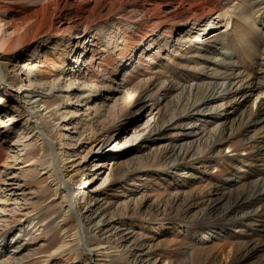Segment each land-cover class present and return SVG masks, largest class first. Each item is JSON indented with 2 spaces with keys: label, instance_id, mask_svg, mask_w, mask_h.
I'll return each mask as SVG.
<instances>
[{
  "label": "rangeland",
  "instance_id": "obj_1",
  "mask_svg": "<svg viewBox=\"0 0 264 264\" xmlns=\"http://www.w3.org/2000/svg\"><path fill=\"white\" fill-rule=\"evenodd\" d=\"M48 1L0 0V240L11 241L0 245V264L263 263L264 194L255 186L264 182V124L251 115L264 93L227 114L224 129L199 114L181 121L211 91L207 84L181 90L180 82L194 77L179 81L161 66L180 34L172 22L156 29L150 20L124 22L105 11L115 0L90 1L67 16L86 17L76 44L49 30L58 4L50 0L48 10L14 29L13 21ZM181 1L197 9L199 24L229 0ZM262 40L253 45L259 54L242 46L244 73L260 68ZM136 93L150 97L132 114ZM27 108L36 110L32 119ZM125 120L132 123L122 130ZM202 128L206 135L198 134ZM92 129L106 132L103 153L119 141L127 146L97 165L87 141ZM54 157L62 174L49 171ZM61 176L87 231L82 246L77 218L65 212Z\"/></svg>",
  "mask_w": 264,
  "mask_h": 264
},
{
  "label": "bare ground",
  "instance_id": "obj_2",
  "mask_svg": "<svg viewBox=\"0 0 264 264\" xmlns=\"http://www.w3.org/2000/svg\"><path fill=\"white\" fill-rule=\"evenodd\" d=\"M49 1L47 3L45 2V4H43L38 9V11L24 16L21 21H13L12 24H14V29L16 30L19 26L18 24H21L28 18L30 20L32 19V17L33 19H36L41 15V13L43 14V11L45 9L48 10L49 7L53 4L52 1V3ZM56 1L58 2V4L56 6V9L52 10L51 12L52 16L48 27L49 30L53 31L54 33L62 35L65 34L64 36H66L67 40L71 41L73 39H76V44H78L79 42L82 43L85 36V29L87 27L85 21L86 17L79 20H70L67 16L70 13H76L80 8L83 7L82 5L84 3L90 1L96 3L97 0ZM167 1L171 2L170 0H115L114 4L116 5L110 7L107 6L105 8V11L107 14H111L115 10V15H117V17L124 22L135 21L136 23H138L142 20H150L152 24L155 25L154 29H156L158 26L164 25V22L166 21L172 22L173 26L175 27V29H177V31L180 32V34L177 38L176 43L173 44V57L169 59L168 62H162L161 66L166 64L167 67H163H166L168 72H172V74L175 75L179 81L185 82V80H187L188 78L194 77L190 78L189 81L187 80L185 84L180 82L183 85L180 86L181 90L188 88L187 91H191L193 87L199 86V84H207L208 86H210L209 88L211 91V93L207 97H205L204 100L198 101L196 104L194 103L195 105H193L190 109L191 113L186 112L178 119L181 121L187 120L189 121L188 123H191L195 121V116H198L199 114V116L206 119V121L213 120L212 123L216 124H213V128H220L222 126V123H224L225 119L228 117L227 114L234 112L239 104H242L244 101H246L247 97L264 93V46L262 47L260 52V55L263 56L262 59H260L261 61L258 62V60H255L256 63L260 65V68L258 67L259 69L257 73H255L256 75L244 73L242 71L241 64L238 63V58L239 56L241 57V53L244 51L242 48V46L244 45L248 47L249 50H251V55L254 53L259 54V51H257L256 48H253V45H257V42L259 41H255V39H261L262 37H264V0H229L226 3L225 9H220L219 6H217L216 9L212 10L211 15L200 17L203 19H201L199 24L196 22V18H198L199 14L197 13V9L192 7V4H188L187 8H183V2L181 0L173 2V5L169 4ZM164 5H169L170 9L165 8ZM160 6L164 7L161 8ZM101 11L102 9L97 10V13L95 14L96 18L99 17ZM239 24H241L240 26L245 25L246 28H238ZM80 26H83V28L79 29ZM72 32L74 33V36ZM13 42H15L14 39H11L6 43L8 44ZM6 43L3 42L1 44V47L2 45L4 47V44ZM261 43L263 45L264 40H262ZM232 46L236 50L235 58L234 56L230 55ZM176 63L182 66L179 68L177 67ZM199 64H203L202 70H198V68H196L197 66H199ZM191 66H195V68H191ZM253 66H255V62L253 63ZM223 68L224 70H222ZM204 71H206V73ZM209 71L211 72L208 73ZM196 74L200 75V78H196ZM198 79H200L201 81L213 79L214 81L210 82L209 84L207 82L198 83ZM192 81H194V84L192 83ZM54 88L59 91L61 90L57 85L54 86ZM108 95L110 94L108 93L106 97ZM146 96L149 95L136 93L133 102L135 101L136 103H140V101ZM256 100L257 97L254 101ZM152 105L154 104L152 103ZM145 106L146 105H143L141 103L138 104L132 114H138L139 111L144 110ZM152 107L153 106H151L147 110V113L152 109ZM27 111L30 115V119H32L36 110L34 108H27ZM251 116L257 121L264 124L263 99L259 100L258 105L256 106L255 111H252ZM32 123L35 125V129H39L40 126L35 120ZM131 123L132 122L128 120L123 121L121 124L122 130L129 127ZM35 129L30 130L28 133L35 134ZM203 132L204 129L202 128V130H200L198 134H204ZM105 135V131L99 132V130L92 129L91 135L87 138L88 143H91L90 150L95 151V154L93 156H98L95 160L98 162L97 165H101L100 161L103 160L102 156H113L114 154H116V149L120 150L127 146L125 144V141H119L116 143L114 148L107 151L108 153H103L101 144L104 140ZM262 148L264 150V146ZM113 159L115 160V158ZM51 163L52 170L50 169L49 171L51 173H57L58 171L60 172V174H62L61 169L56 163L55 157L52 159ZM246 169V166L241 168L238 180H240L242 178V175L245 174ZM61 179V188L64 190V192H66L62 196L64 202L67 203V209L65 210V212L70 214L72 213L77 218L79 234L78 237H80L79 245L82 246L83 237L81 236L84 234V236L86 237L87 231L80 218V211L75 204L73 205L71 203L69 191L71 189V186L69 180H63L62 176ZM256 188L261 194H264V182L260 183L259 186H255V189ZM81 200L82 194L77 195L76 203L81 202ZM262 206H264V202H262ZM99 223L95 225L96 228L100 227ZM31 224V222L28 224L19 223L18 232H26ZM8 243H11V241L7 242L4 240H0V245L4 246ZM87 250L89 252L92 251L90 248H88ZM250 252L251 249L248 253ZM262 261H264V258L262 259ZM260 264H264V262Z\"/></svg>",
  "mask_w": 264,
  "mask_h": 264
}]
</instances>
